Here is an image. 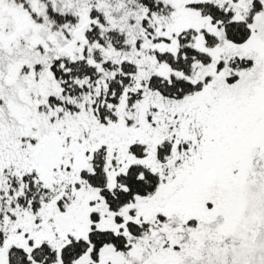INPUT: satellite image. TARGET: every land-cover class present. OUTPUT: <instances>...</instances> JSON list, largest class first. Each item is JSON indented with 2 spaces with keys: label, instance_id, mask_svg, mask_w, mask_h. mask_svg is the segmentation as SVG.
<instances>
[{
  "label": "snow or ice",
  "instance_id": "1",
  "mask_svg": "<svg viewBox=\"0 0 264 264\" xmlns=\"http://www.w3.org/2000/svg\"><path fill=\"white\" fill-rule=\"evenodd\" d=\"M0 264H264V0H0Z\"/></svg>",
  "mask_w": 264,
  "mask_h": 264
}]
</instances>
